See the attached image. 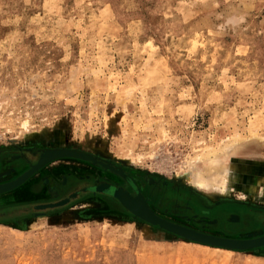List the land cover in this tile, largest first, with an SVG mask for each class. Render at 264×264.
<instances>
[{"label":"rangeland","instance_id":"1","mask_svg":"<svg viewBox=\"0 0 264 264\" xmlns=\"http://www.w3.org/2000/svg\"><path fill=\"white\" fill-rule=\"evenodd\" d=\"M2 148L117 163L203 234L261 219L264 0H0ZM201 245L98 196L0 221V264H264Z\"/></svg>","mask_w":264,"mask_h":264},{"label":"flooded vegetation","instance_id":"2","mask_svg":"<svg viewBox=\"0 0 264 264\" xmlns=\"http://www.w3.org/2000/svg\"><path fill=\"white\" fill-rule=\"evenodd\" d=\"M45 152V150L38 148L0 149V184L14 180L29 170L32 165L36 164L41 154L43 155L42 158L49 155L45 154ZM93 158L98 163H93L90 159L73 156H62L46 162L32 173L29 180L25 183L27 186H33L35 190L33 192L34 199L26 201L23 204H9V206H5L0 210V221L6 222L10 221L11 218H24L34 214H50L62 207L70 206L91 196L114 200L120 204L113 197L112 193L114 190L121 188L133 196L138 193L141 194L148 207L159 218L191 230L194 229V231H199L198 228H195L198 227L197 225L193 227L185 221L179 222L172 220L171 216L165 214L168 213L182 217L187 216L189 211L184 212L185 209H183L186 205L177 203L176 201L179 199L174 197L181 196V193L171 192L166 186L159 183L140 188L135 178L130 176L124 167L114 162ZM62 159L74 160L75 163H66ZM103 183L108 184L109 187L102 193L95 192V188ZM66 198H68V201L62 206L49 208L44 211H36L33 209V206L38 203H53ZM194 205L196 208L197 205ZM246 211V214L239 213L238 220L234 222L225 220L223 218L225 215L221 214L220 217H222V220L217 222L219 223L217 229H213L212 232L206 230L202 232L205 234L210 233L212 236L219 235L217 237L236 240L257 237V235L252 236L246 234L254 230L264 232V213L261 219L254 220L251 216V210L247 209ZM217 223L211 225L217 226ZM200 229L205 228L200 227Z\"/></svg>","mask_w":264,"mask_h":264},{"label":"water","instance_id":"3","mask_svg":"<svg viewBox=\"0 0 264 264\" xmlns=\"http://www.w3.org/2000/svg\"><path fill=\"white\" fill-rule=\"evenodd\" d=\"M46 152H48L50 155L42 158L43 155L41 154L36 164L32 165L29 170L25 171L23 174L18 176L15 180L5 183V184H0V193L5 192L7 190H10L20 185L32 173L38 170L46 162L52 159H56L58 157L73 156V157H78V158L90 159L93 163L97 162V160L94 159L91 155H87L85 153L78 152V151L49 150ZM119 173L122 174L121 172ZM108 187H109L108 184L103 183L101 185H98L95 188V192L102 193ZM112 195L135 218H138L148 224L156 225L163 230L169 231L189 241L198 242L201 244H207V245L216 246V247L227 248L231 250H247V249L257 248V247L264 245V235L256 237V238H251V239L236 240V239L223 238V237L203 234V233L173 224L171 222L165 221L159 218L158 216H156L151 211V209L148 207L147 203L145 202L144 198L139 193L133 196V195H130L126 190L119 188V190H114ZM67 201H68V198L60 200V201H56L53 203H38L35 206H33V209L36 211L37 210L44 211L49 208L62 206Z\"/></svg>","mask_w":264,"mask_h":264},{"label":"crops","instance_id":"4","mask_svg":"<svg viewBox=\"0 0 264 264\" xmlns=\"http://www.w3.org/2000/svg\"><path fill=\"white\" fill-rule=\"evenodd\" d=\"M31 175L20 185L0 193V208H1L0 210H2L5 206H9V204H23L26 201L34 199L33 192H35V190L33 189V186H27V184H25L29 180ZM11 181L9 180L5 183Z\"/></svg>","mask_w":264,"mask_h":264},{"label":"bare ground","instance_id":"5","mask_svg":"<svg viewBox=\"0 0 264 264\" xmlns=\"http://www.w3.org/2000/svg\"><path fill=\"white\" fill-rule=\"evenodd\" d=\"M49 155H50V154H49ZM216 170H217V169H216ZM214 180H215V179H214ZM204 181H205V180H204ZM209 181H210V180H209ZM212 182H213V181H212ZM196 184L198 185V187L206 186V185H204L201 181H197ZM197 185H196V186H197ZM193 187H194V186H193ZM225 190H229V189H226V188H225ZM198 244H199V243H198ZM200 245H201V243H200ZM206 245H207V244H202L201 247H202V246H206ZM209 246H211V245H209ZM214 247H215V246H214ZM217 248H220V247H217Z\"/></svg>","mask_w":264,"mask_h":264}]
</instances>
